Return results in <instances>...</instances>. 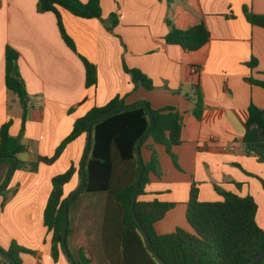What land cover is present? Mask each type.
I'll list each match as a JSON object with an SVG mask.
<instances>
[{"label": "crops", "instance_id": "1", "mask_svg": "<svg viewBox=\"0 0 264 264\" xmlns=\"http://www.w3.org/2000/svg\"><path fill=\"white\" fill-rule=\"evenodd\" d=\"M38 3L0 0V128L12 119L13 137L20 135L23 108L18 95L6 87L7 46L19 54L18 71L30 96L21 138L27 152L18 159L33 163L39 156H53L78 118L115 97L125 98L129 105L147 101L154 109L173 106L184 124L182 143L173 149L177 165L164 146H157L160 173L151 175L149 194L143 197L175 203L156 223V231L168 234L182 228L194 233L186 216L194 183L199 184L202 201L221 199L216 186L252 195L258 204L257 222L264 228L260 180H264V163L243 144L251 103L264 110V88L248 81H264V27L249 23L243 7L264 14V0H174L170 6L164 0H101L103 21L80 18L61 8L65 30L77 52L64 41L56 15L40 11ZM112 14L118 15L119 22L109 31ZM168 20L178 29L204 23L211 34L209 42L197 51L168 44ZM82 57L97 67L98 81L90 87ZM253 58L258 63L252 68L248 63ZM124 64L151 78L154 89L136 84ZM197 84L204 101L200 119L194 113ZM86 142L85 135L72 142L53 165L40 163L36 171H15L10 187L17 188L16 195L4 208L0 196V244L8 240L4 236L14 215L35 220L34 229L46 238L37 255L23 254V264H71L63 253L58 262L53 260L52 233L44 226L43 216L52 178L72 163L79 168ZM143 156L149 161L151 152L144 149ZM80 180L77 171L64 187L65 196Z\"/></svg>", "mask_w": 264, "mask_h": 264}, {"label": "trees", "instance_id": "2", "mask_svg": "<svg viewBox=\"0 0 264 264\" xmlns=\"http://www.w3.org/2000/svg\"><path fill=\"white\" fill-rule=\"evenodd\" d=\"M43 12H53L66 44L77 52L72 38L67 34L60 9L74 16L103 21L101 0H38ZM170 6L174 0H164ZM243 12L249 23L264 27V14L255 13L244 6ZM119 20L112 14L107 25L113 31ZM170 32L165 37L168 44L179 45L184 50L197 51L210 40L211 34L204 23L188 29L176 28L168 20ZM6 87L18 95L23 108V123L20 135L10 133L13 120L0 128V187L15 164L14 157L27 152L21 142L30 109V96L25 82L18 71V52L6 47ZM83 58V57H82ZM86 68V86L98 81L97 67L83 58ZM257 59L248 63L257 66ZM132 80L147 90L154 89V82L139 69L124 64ZM252 84L264 88V81L248 78ZM196 105L194 113L202 117L204 101L200 85L194 86ZM114 110V111H113ZM249 118L245 124L243 144L249 154L264 163V110L251 103ZM92 123V140L85 161V185L77 196L69 201L82 184L81 164L74 163L64 172L55 175L50 195L44 210L43 223L52 233L51 254L55 262L66 255L64 233L68 216L66 247L74 263L71 264H250L264 252V228L257 222L258 204L248 194L215 189L221 196L217 201H202L199 184L192 185L187 209V220L194 233L178 228L173 233L159 234L155 225L164 219L175 203L160 200H145L149 194L151 175H159L160 159L156 147L162 145L177 165L173 149L182 143L183 118L177 108L167 106L154 109L147 101L129 105L125 98L115 97L104 106H95L78 118L72 132L59 144L51 157L39 156L33 163L18 159L17 170L36 171L40 163L53 165L66 148L81 136H86ZM140 144V147L138 145ZM151 152L146 161L143 150ZM143 174L138 188L142 171ZM79 171V185L67 196L64 187ZM12 173V175L14 174ZM1 191L4 208L9 199L16 195L11 188V179ZM264 187V180L260 179ZM237 188L241 184H236ZM138 188L134 213L133 199ZM67 206V212H66ZM147 238H149L150 243ZM23 254L37 255V251L12 242L8 248L0 246V264H23ZM8 255V257H7ZM68 258V257H67ZM253 264H264V257Z\"/></svg>", "mask_w": 264, "mask_h": 264}, {"label": "rangeland", "instance_id": "3", "mask_svg": "<svg viewBox=\"0 0 264 264\" xmlns=\"http://www.w3.org/2000/svg\"><path fill=\"white\" fill-rule=\"evenodd\" d=\"M74 190V189H73ZM39 219L36 222L37 229L40 230ZM35 227V220L26 219L25 217H21L18 215H14L12 219V224L9 225L8 235L4 237L8 239L4 242L3 245L7 243L8 246L14 241L18 245L27 247L34 251L38 250L40 243L42 242L43 246L45 245V239L42 236V233L34 229ZM39 237H41L39 239ZM0 244L1 247L7 248L8 246H3ZM29 256H34L29 254ZM23 258V255L21 256Z\"/></svg>", "mask_w": 264, "mask_h": 264}, {"label": "water", "instance_id": "4", "mask_svg": "<svg viewBox=\"0 0 264 264\" xmlns=\"http://www.w3.org/2000/svg\"><path fill=\"white\" fill-rule=\"evenodd\" d=\"M114 111V110H113ZM91 140H92V123L90 124V128H89V132H88V146H87V149L85 151V154L83 156V160H82V164H81V173H82V184L80 186V188L73 194V196L70 198L69 201H72L76 196L77 194L82 190V188L84 187L85 185V177H86V173H85V161H86V158L88 156V153H89V150H90V145H91ZM138 147H140V144L138 145ZM14 161H15V164L13 165L12 169L10 170L8 176H7V179H6V182L3 186L0 187V191L6 186L8 185L9 181H10V178H11V175L12 173L14 172L15 170V167H16V163L18 161V157H14ZM140 162H141V166H142V171H141V174H140V178H139V183H138V188H139V185H140V180H141V177H142V174H143V164H142V159L140 158ZM138 188L136 190V193L134 195V199H133V205H132V211L134 213V210H135V203H136V200H137V193H138ZM66 212H67V206H66ZM68 223H69V220H68V216L66 218V228H65V233H64V247H65V250H66V256L68 257V259L72 262V258L70 256V253L66 247V236H67V232H68ZM149 244L150 243V240L149 238H147ZM8 257V255H7ZM264 257V252L262 254H260L255 260H253L252 262H250V264H253L255 262H257L258 260H260L261 258ZM9 258V257H8Z\"/></svg>", "mask_w": 264, "mask_h": 264}, {"label": "built area", "instance_id": "5", "mask_svg": "<svg viewBox=\"0 0 264 264\" xmlns=\"http://www.w3.org/2000/svg\"><path fill=\"white\" fill-rule=\"evenodd\" d=\"M197 71H198L197 68H193V69H192V73H193V74H196Z\"/></svg>", "mask_w": 264, "mask_h": 264}]
</instances>
